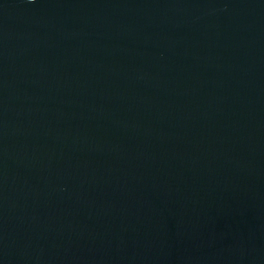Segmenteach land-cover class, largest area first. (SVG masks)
<instances>
[{"label": "water", "instance_id": "water-1", "mask_svg": "<svg viewBox=\"0 0 264 264\" xmlns=\"http://www.w3.org/2000/svg\"><path fill=\"white\" fill-rule=\"evenodd\" d=\"M0 264H264V0H0Z\"/></svg>", "mask_w": 264, "mask_h": 264}]
</instances>
